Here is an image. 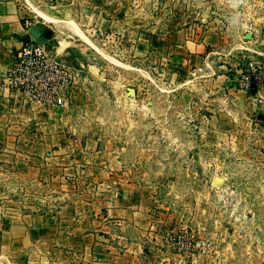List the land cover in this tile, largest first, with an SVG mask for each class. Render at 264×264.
<instances>
[{"label":"rangeland","instance_id":"rangeland-1","mask_svg":"<svg viewBox=\"0 0 264 264\" xmlns=\"http://www.w3.org/2000/svg\"><path fill=\"white\" fill-rule=\"evenodd\" d=\"M175 6L191 12V27L202 26L196 36L212 44L211 67L240 93L231 103L237 126L220 145L208 122L219 110L211 79L195 82L192 111L178 106L181 89L168 65L175 48L160 31ZM128 17L131 41L88 32L64 57L75 78L64 110L72 135L113 149L125 182L153 199L150 229L109 240L115 264H264V138L255 120L264 103V0H131ZM48 190L38 195L60 197ZM105 193L107 201L115 195Z\"/></svg>","mask_w":264,"mask_h":264},{"label":"crops","instance_id":"crops-1","mask_svg":"<svg viewBox=\"0 0 264 264\" xmlns=\"http://www.w3.org/2000/svg\"><path fill=\"white\" fill-rule=\"evenodd\" d=\"M130 11L131 0H0V264H115L109 240L129 241V228L138 233L155 221L152 197L125 182L118 153L96 138L72 135L68 112L33 103L9 85L25 42L42 44L66 65L74 37L106 32L131 41ZM170 12L160 31L175 48L168 65L181 89L178 106L192 111L195 82L211 79L219 110L208 122L213 145H220L237 126L231 103L240 93L231 76L211 67L212 44L196 36L202 26H190L191 12L178 6ZM149 44L145 39L138 50L149 52ZM255 111L264 138V103ZM41 186L60 197L38 195ZM110 190L113 199H101ZM125 247L131 254V241Z\"/></svg>","mask_w":264,"mask_h":264},{"label":"built area","instance_id":"built-area-1","mask_svg":"<svg viewBox=\"0 0 264 264\" xmlns=\"http://www.w3.org/2000/svg\"><path fill=\"white\" fill-rule=\"evenodd\" d=\"M26 25L31 27L32 21ZM74 79L71 69L51 57L44 46L27 41L10 71L9 85L33 103L67 110Z\"/></svg>","mask_w":264,"mask_h":264},{"label":"water","instance_id":"water-1","mask_svg":"<svg viewBox=\"0 0 264 264\" xmlns=\"http://www.w3.org/2000/svg\"><path fill=\"white\" fill-rule=\"evenodd\" d=\"M39 45L43 46L42 44H39Z\"/></svg>","mask_w":264,"mask_h":264},{"label":"bare ground","instance_id":"bare-ground-1","mask_svg":"<svg viewBox=\"0 0 264 264\" xmlns=\"http://www.w3.org/2000/svg\"><path fill=\"white\" fill-rule=\"evenodd\" d=\"M99 51V50H98Z\"/></svg>","mask_w":264,"mask_h":264}]
</instances>
